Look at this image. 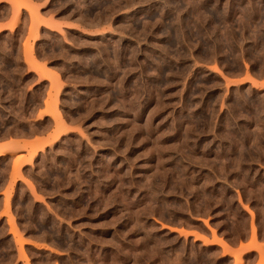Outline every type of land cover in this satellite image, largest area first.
I'll use <instances>...</instances> for the list:
<instances>
[{"label":"rangeland","instance_id":"rangeland-1","mask_svg":"<svg viewBox=\"0 0 264 264\" xmlns=\"http://www.w3.org/2000/svg\"><path fill=\"white\" fill-rule=\"evenodd\" d=\"M5 20L0 264H232L218 245L264 239V0H9Z\"/></svg>","mask_w":264,"mask_h":264},{"label":"crops","instance_id":"crops-1","mask_svg":"<svg viewBox=\"0 0 264 264\" xmlns=\"http://www.w3.org/2000/svg\"><path fill=\"white\" fill-rule=\"evenodd\" d=\"M7 2H9V0H0V3H7ZM9 23L10 22L8 20L0 22L1 25L3 24L5 26H7ZM256 82H257V87L258 88L264 89V80L258 79V80H256ZM1 136H4V135H1ZM5 142H6V140L0 139V145H3ZM218 246H219L220 251H221V253L223 255L227 254L232 259L231 260L232 264H236V261H235L236 255H239V254L243 253L244 251H248V253L251 252V251L257 253L255 264H259L260 263L262 255L264 254V239L259 234V238L257 239V241L253 242L252 241L251 228L249 230V235H248V238H247L246 242L241 243V244H237V245H232L231 244L230 249H229L228 252L224 251V247L223 246H221V245H218Z\"/></svg>","mask_w":264,"mask_h":264},{"label":"bare ground","instance_id":"bare-ground-1","mask_svg":"<svg viewBox=\"0 0 264 264\" xmlns=\"http://www.w3.org/2000/svg\"><path fill=\"white\" fill-rule=\"evenodd\" d=\"M225 250H226V251H229V248H228L226 245H225Z\"/></svg>","mask_w":264,"mask_h":264}]
</instances>
